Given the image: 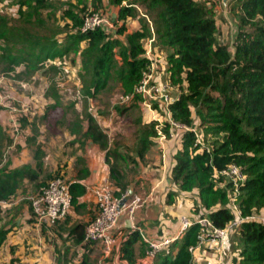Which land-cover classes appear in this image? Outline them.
<instances>
[{"label": "trees", "instance_id": "obj_1", "mask_svg": "<svg viewBox=\"0 0 264 264\" xmlns=\"http://www.w3.org/2000/svg\"><path fill=\"white\" fill-rule=\"evenodd\" d=\"M93 1V11L103 13L102 0ZM230 1L231 9L238 12L239 18L233 53L219 41L216 21L210 10L197 0H111L113 4L121 5L116 21H122L113 34L107 31L108 26L81 31L85 15L71 8L63 10V25L49 29L48 20L52 19L56 8L47 0H0L13 8L17 21L11 24L7 16L0 14V59L7 62L8 69L15 71L23 65L25 69L37 71L52 62L49 69L57 70L65 56L73 60L69 55L85 44L80 49L84 71L79 75L83 76L82 94L86 98L94 97L95 92L106 84L111 75L109 68L118 54L120 66L116 78L123 95L130 96L131 103L142 107V97L135 88L151 64L145 43L154 37L152 52L156 46L165 52L163 71L170 90L173 88L177 92L176 98L167 105L170 118L196 128L197 133L191 130L180 133V146L173 154L171 179L182 192L196 193L197 200L191 209L193 224L160 250L149 264H192L189 247L198 243L200 225L197 219L205 216L213 227H227L235 219L230 207L233 195L240 216L252 218L243 219L229 234L235 235L228 250L237 253V264H264V0ZM137 5L144 7V16L151 26L132 28L124 40H120L118 34L128 28L124 21L136 17ZM47 7L53 10L43 13ZM15 43L19 45L13 51ZM54 97L57 100L56 94ZM162 111V131L168 135L169 124ZM85 119V127L76 122L71 129L80 133L85 141L104 148V130L93 115L86 113ZM19 121L26 122V118ZM136 121L140 126L135 153L143 159L155 145L158 122L153 119L142 121V118ZM6 141L11 143L0 121V146ZM117 156L119 154L115 153L114 157ZM76 161L81 167L77 169V180L70 182V192L71 209L78 212L86 205L80 198L87 191L80 180L90 171L83 158L78 156ZM37 162L40 167L41 160ZM231 164L239 166L244 174L243 182L236 187L226 176L219 174ZM109 170V177L115 182L109 180L115 195L131 189L130 179L121 181L123 169L116 162ZM37 177L38 173L27 165L0 169V199L10 200L21 180L27 178L32 182ZM39 185L37 182L35 186ZM171 195L173 192L167 194L169 203ZM97 214L95 212L87 224ZM87 224L77 221L69 228L67 236L75 245L82 246ZM3 238L4 233L0 232V242ZM138 240V256L147 258V242L141 239L137 228L129 229L117 249L119 258L126 264L136 263L134 245ZM114 254L113 247L112 256ZM79 264H88L86 258L83 257Z\"/></svg>", "mask_w": 264, "mask_h": 264}, {"label": "rangeland", "instance_id": "obj_2", "mask_svg": "<svg viewBox=\"0 0 264 264\" xmlns=\"http://www.w3.org/2000/svg\"><path fill=\"white\" fill-rule=\"evenodd\" d=\"M106 1L109 4H113L111 0ZM197 1L210 10L216 21L219 41L227 45L230 52L233 53L237 44L239 18L237 17L238 12L231 9L232 2L229 0L227 4H223L222 0ZM47 3L56 8L52 19L48 20L47 26L49 29H54L55 27L57 28L56 25L64 24L62 18L64 9L71 8L83 15L88 10H94L93 0H47ZM126 3H122V6ZM82 8L84 11H82ZM101 9L110 24L107 27V31L111 34L115 33L116 28L122 24V21H116L103 8ZM52 10L51 7H47L43 13H46V11L51 12ZM135 11L137 13L136 17L128 20L126 18L125 24L130 26V28H137L146 24L151 26L149 19L144 16L145 9L142 5L135 6ZM0 14L7 16L9 23H17L13 8H10L5 2H0ZM118 36L120 40H124L126 32L118 34ZM153 43L154 41L151 46ZM145 44H147L148 48L149 42ZM13 45L15 46L12 47L14 51L19 44L15 43ZM1 46H4V44L1 43ZM84 46L85 44L80 49L82 50ZM80 49L75 54L71 53L69 55L74 58L73 60L65 56L63 59L64 63L61 66L59 65L57 70L49 69L52 66V62H48L46 66L37 71L25 69L23 65H19L13 71L8 69L5 60L0 59V118L7 135L11 139V144L6 141L0 146V169L21 168L23 166L22 159H31L33 162L35 160L43 161V168L40 170V175L42 176L40 181L42 183L40 182V185L35 187L29 181L21 180L15 196L10 199L12 206L1 207L0 211L10 209L9 211L13 212L14 208L19 206L21 208L22 205L27 204L30 207L29 198L36 195L41 186L46 185L57 175L63 176L69 182L77 180L75 179L76 173L73 174L71 171L74 167L77 169L81 167V164L76 161L78 156L87 160V156L91 155V151L86 147L101 151L105 156V160L107 159L106 162L109 167L113 162H116L123 169L122 182L129 181L131 177H134L139 163L143 164L147 160L148 155L156 153L149 149L143 159L136 157L135 151L138 144V129L140 126L136 120L138 118H142V121L152 120L156 114L153 113L151 117L149 116L152 113L151 111L147 110L146 112L141 106H136L130 101L123 100L124 95L116 78V71L120 66L119 55L116 54L114 56L115 61L112 62L109 68L111 75L107 79L106 84L95 92L94 97L86 98L82 94L83 76L79 75L84 71L82 68L83 55L80 53ZM158 49L156 46L155 52H152V58H154L156 63H159V74L165 66L163 64L165 52ZM117 58L118 61L116 62ZM164 79H167L166 75H164ZM170 93L176 95L177 92L172 88ZM55 94L58 96L57 100L54 97ZM156 109L160 115H163L162 110L164 108L162 110ZM86 113L93 115L104 130L106 134V146L104 148H99L97 143H92L89 140L85 141L80 133H74L71 129L73 123L76 122L83 127L86 126ZM21 118H26V122H20ZM162 120H164L163 117ZM115 153H118L119 157L115 158ZM148 161L147 163L152 168L158 164L155 155L150 156ZM109 180L113 184L115 183L111 178ZM173 188L174 190L169 192H173L171 198L175 201V207L178 208L180 214L185 211L190 212L197 200L196 193L182 192L174 184ZM136 194L144 200L145 194L142 190ZM85 201L87 203L85 207L78 212L70 211L65 222L75 218V216H80V218H76V221L82 220V222L87 224L84 219H89L95 212L98 213V206L89 190ZM6 212L1 213L0 216ZM30 212L34 217L32 210ZM186 214L188 216L191 215L190 219L194 218L192 212L185 213L184 216ZM65 222L56 225V229L54 228L62 232V234L58 235V233L52 231L49 235L55 251V255L50 257L53 261L51 264H79L83 257L86 258L88 264H115L113 263L112 250L110 254L106 255L102 246H93L85 253L82 250L78 251L77 247L70 241V238L63 236L67 232L65 230L67 228ZM234 235H229L226 238V243H229ZM211 262L214 263V261Z\"/></svg>", "mask_w": 264, "mask_h": 264}, {"label": "crops", "instance_id": "obj_3", "mask_svg": "<svg viewBox=\"0 0 264 264\" xmlns=\"http://www.w3.org/2000/svg\"><path fill=\"white\" fill-rule=\"evenodd\" d=\"M102 7L108 13V15H110V17H113L115 20L117 19V14L120 9L119 5L109 4L106 0H102ZM131 30L132 28L128 26L127 30L124 32L128 33ZM164 75H166V73L163 70L158 74L160 82L162 80H166L164 79ZM176 96L177 95H173L174 98H176ZM145 111L147 112L146 109ZM151 112L152 113L149 114L151 117L153 116V113L156 114L153 116V120L158 117H162V115L157 112V109ZM0 121L3 125L2 119ZM155 140V145L151 147L150 150L156 153H152V155L150 154L148 157L146 156L147 160H145L143 164L139 163L134 177H131L129 181V186L131 188L130 193L136 194L142 190L145 194V198L142 205L132 216L131 224H129L128 217L126 215L122 216L119 220L116 228L117 242L114 247L116 254L112 256L114 260L113 263L115 264H126L125 261L119 258L117 249L122 236L126 235L129 229L137 228L142 240H144L143 236L151 241H162L167 238H174L179 233L182 222L181 218L185 213L191 212H186L184 210L185 212L180 214L178 208L175 207L174 200H172L170 203L167 202V194L170 190H174L171 179V169L173 165V154L180 146L179 136L176 135L174 138H169L167 136V139L164 141H160L157 138H155ZM86 148L91 151V155L87 156V160H84L90 173L85 179L80 180V182H82L87 188L85 195L80 198V201L84 203H86L85 199L88 190L93 195V188L101 182L109 180L110 178V170L105 160L104 154L101 151L92 150L88 147ZM153 155L157 157L158 164L152 168L147 162H149V157ZM22 161L23 166L27 165L38 173L36 181L31 182L27 178L23 179V181H29L32 185H36L37 182H41L40 179L42 176L40 175V170L43 168V161L41 160L40 167L37 166V160L33 162L31 159H22ZM12 169H15V167ZM71 173H77V168L74 167ZM10 205L11 201L8 200V204L3 207H8ZM19 207L14 208L13 212L9 211L10 209H4L0 211V214L8 211L0 216V232L4 233V238L0 242V264L53 263L50 257L51 255H55V251L53 250L52 239L49 235L52 233V231L58 233V235L62 234V232L55 230L56 225L65 222L67 218L51 225L40 224L36 218L31 215V209L28 204L22 205L21 208ZM71 211L75 212L73 209ZM190 216L191 215L188 216L186 214L185 217L189 218ZM76 218H80V216H75V218L65 222V226L67 227L65 230L67 232L63 234V236L67 237L69 228L77 222ZM89 219L85 218L84 220L88 221ZM192 219L190 220L193 221ZM78 222H82V220H78ZM226 238L223 242L222 248H220V241L218 240L213 243L207 242L202 244L200 248L195 250L193 253L192 264H217L220 261H222L223 264H237V253L230 252V250H228L230 242L226 243ZM70 241H72L71 238ZM139 243L140 240H138L134 245V251L137 255V261L135 264H149L150 260L152 259H149L148 257L141 259L138 256ZM73 245L77 247L78 251L82 250L84 253L87 251L86 247L84 246L82 247L81 245H75L74 243ZM211 261H214V263Z\"/></svg>", "mask_w": 264, "mask_h": 264}, {"label": "built area", "instance_id": "obj_4", "mask_svg": "<svg viewBox=\"0 0 264 264\" xmlns=\"http://www.w3.org/2000/svg\"><path fill=\"white\" fill-rule=\"evenodd\" d=\"M103 26H110L107 17L99 11L90 10L84 16L81 31L86 32ZM153 41L154 37L148 40L149 45L146 51V56L150 59L151 64L148 70L143 73L141 81L135 88V92L142 97L141 104L143 109L155 111L157 107L159 109L164 108L167 116L166 119L169 124L168 135L162 131V117L156 118L155 120L158 122L156 125V138L160 141H164L167 139V136L169 138H174L176 135L179 136L183 131L191 130L196 133V128L181 124L170 118L167 105L174 100V97L170 93V85L168 82L166 80L159 81L158 70L160 68L154 58H152L151 43ZM123 100L129 101L130 96H123ZM219 174L226 176L233 182L235 187L244 180L242 170L235 164H231L222 171H219ZM130 192L131 190L128 189L119 196L115 195L109 180H105L93 188V195L98 206V214L85 227L82 247L84 246L89 250V248L99 245L104 248L106 255L110 254L117 242L115 233L120 218L126 215L129 224H131L132 216L143 203L140 196L131 194ZM234 197L235 195L231 198L230 207L235 213V219L227 227L215 228L205 216H201L197 219V223L200 225V231L198 243L195 246L189 247L192 255L195 250L199 249L202 244L207 242L213 243L218 240L220 241V248H222L225 238L235 231L238 224L243 219L252 218L249 216L242 218L240 216V211L234 202ZM29 199L32 213L40 224L51 225L63 221L68 216L72 207L70 182L63 177H55L46 185L41 186L39 192ZM7 204L8 201L0 199V208ZM262 218L264 219V217ZM181 219L182 222L179 233L174 238H167L162 241H151L142 235L144 241L148 244L147 257L149 259H153L160 250L170 244L174 239L178 238L193 224V221L185 216ZM217 264H223V262L220 261Z\"/></svg>", "mask_w": 264, "mask_h": 264}, {"label": "water", "instance_id": "obj_5", "mask_svg": "<svg viewBox=\"0 0 264 264\" xmlns=\"http://www.w3.org/2000/svg\"><path fill=\"white\" fill-rule=\"evenodd\" d=\"M229 0H222L223 4H227Z\"/></svg>", "mask_w": 264, "mask_h": 264}]
</instances>
